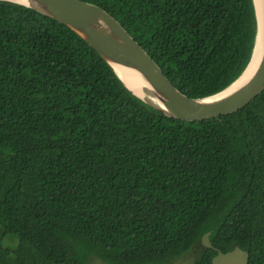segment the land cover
<instances>
[{
	"label": "trees",
	"instance_id": "16d2710c",
	"mask_svg": "<svg viewBox=\"0 0 264 264\" xmlns=\"http://www.w3.org/2000/svg\"><path fill=\"white\" fill-rule=\"evenodd\" d=\"M113 16L183 94L236 80L253 0H82ZM0 264H149L235 245L264 264V89L199 121L129 92L67 25L0 0ZM210 232L211 248L200 244Z\"/></svg>",
	"mask_w": 264,
	"mask_h": 264
},
{
	"label": "water",
	"instance_id": "95a60500",
	"mask_svg": "<svg viewBox=\"0 0 264 264\" xmlns=\"http://www.w3.org/2000/svg\"><path fill=\"white\" fill-rule=\"evenodd\" d=\"M6 1L31 7L67 25L104 59L129 92L167 116L199 121L230 114L246 106L264 89V0H253L257 33L251 58L245 69L225 89L201 98H191L179 91L123 26L95 4L82 0H28L27 3ZM254 59L256 67L250 78L230 93L218 97V94L227 90L242 76ZM113 64L135 71L143 85H136L135 90L128 87ZM131 80L135 82L133 78ZM209 234V231L204 233L199 242L202 246L211 248ZM248 260L249 252L235 245L225 252L217 250L210 264H248Z\"/></svg>",
	"mask_w": 264,
	"mask_h": 264
},
{
	"label": "rangeland",
	"instance_id": "374dc122",
	"mask_svg": "<svg viewBox=\"0 0 264 264\" xmlns=\"http://www.w3.org/2000/svg\"><path fill=\"white\" fill-rule=\"evenodd\" d=\"M17 237L12 236V235H2V231L0 229V244L4 247H11L14 248L17 245ZM195 257V251L194 248L189 249L186 252L181 253L180 255L177 256H169L162 258L161 260H155L152 263L149 264H191L194 260ZM17 261L14 259L12 263L17 264ZM89 262L91 264H109L101 259H99L96 256H91L89 258Z\"/></svg>",
	"mask_w": 264,
	"mask_h": 264
},
{
	"label": "bare ground",
	"instance_id": "6f19581e",
	"mask_svg": "<svg viewBox=\"0 0 264 264\" xmlns=\"http://www.w3.org/2000/svg\"><path fill=\"white\" fill-rule=\"evenodd\" d=\"M17 1L24 2V3L29 2L28 0H17ZM256 59H257V57H256ZM256 59H254V61L251 63V65H249L247 70L242 74V76L237 81H235L227 90L223 91L222 93L218 94L217 96L222 97L223 95L230 93L231 91L235 90L236 88L241 86L243 83H245L250 78V76L252 75V73L255 70ZM113 67L115 68V70L117 71L119 76L125 81V83L128 85V87H130L131 89L135 90L136 85H140V86L143 85L142 80L139 78L138 74L135 71H133L129 68H125V67L120 66V65H116V64H113ZM131 78H133L135 80V82H132Z\"/></svg>",
	"mask_w": 264,
	"mask_h": 264
}]
</instances>
